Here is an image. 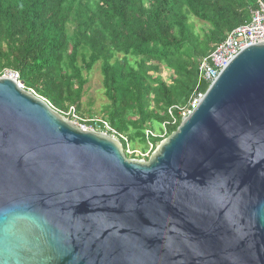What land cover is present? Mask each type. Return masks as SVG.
<instances>
[{"label": "water", "instance_id": "water-1", "mask_svg": "<svg viewBox=\"0 0 264 264\" xmlns=\"http://www.w3.org/2000/svg\"><path fill=\"white\" fill-rule=\"evenodd\" d=\"M0 264H264V41L148 159L0 76Z\"/></svg>", "mask_w": 264, "mask_h": 264}, {"label": "trees", "instance_id": "trees-1", "mask_svg": "<svg viewBox=\"0 0 264 264\" xmlns=\"http://www.w3.org/2000/svg\"><path fill=\"white\" fill-rule=\"evenodd\" d=\"M264 0H0V76L18 71L24 87L56 109L82 113L88 78L101 64L105 118L146 152L182 121L197 91L200 58L249 22ZM200 22V25L198 24ZM164 72H167L166 75ZM153 149V150H154ZM146 157L149 158L150 154ZM136 154H129L135 158Z\"/></svg>", "mask_w": 264, "mask_h": 264}, {"label": "built area", "instance_id": "built-area-1", "mask_svg": "<svg viewBox=\"0 0 264 264\" xmlns=\"http://www.w3.org/2000/svg\"><path fill=\"white\" fill-rule=\"evenodd\" d=\"M264 41V5L252 12V18L249 22L240 25L230 31L226 37L216 46L215 50L200 58L198 63L199 81L208 83V87L218 78L221 72L230 64L232 59L238 55L245 48ZM2 76H10L14 79L20 80L18 71L10 70L9 74ZM33 91V90H32ZM34 92V91H33ZM206 91H197L190 101V106L187 109L179 106H173L169 109L173 117V123L177 119L174 117V112L178 110L182 115V120L187 118L192 111L199 105L204 98ZM67 118L71 119L75 124L86 130H98L107 133L118 139L128 140L127 136L120 133L113 125L103 117H83L75 106H70L65 111H60ZM154 145H150V152L153 151ZM128 154H136V149L128 146L125 150ZM149 152V153H150ZM143 156V158H146Z\"/></svg>", "mask_w": 264, "mask_h": 264}, {"label": "rangeland", "instance_id": "rangeland-1", "mask_svg": "<svg viewBox=\"0 0 264 264\" xmlns=\"http://www.w3.org/2000/svg\"><path fill=\"white\" fill-rule=\"evenodd\" d=\"M200 25V22H198ZM10 69H6L4 74H9ZM167 72H164L166 75ZM85 76L88 78L87 84L85 85V94L82 99V113H80L83 117H103L104 116V107L108 104V99L105 95L103 88V75L101 71V64L97 63L92 71L84 70ZM141 145L136 146L135 158H143L150 152V147L146 152H142Z\"/></svg>", "mask_w": 264, "mask_h": 264}, {"label": "crops", "instance_id": "crops-1", "mask_svg": "<svg viewBox=\"0 0 264 264\" xmlns=\"http://www.w3.org/2000/svg\"><path fill=\"white\" fill-rule=\"evenodd\" d=\"M261 6V5H260Z\"/></svg>", "mask_w": 264, "mask_h": 264}]
</instances>
